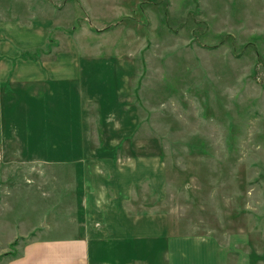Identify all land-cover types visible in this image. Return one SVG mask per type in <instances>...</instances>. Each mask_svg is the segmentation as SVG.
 I'll list each match as a JSON object with an SVG mask.
<instances>
[{
  "label": "rangeland",
  "instance_id": "rangeland-1",
  "mask_svg": "<svg viewBox=\"0 0 264 264\" xmlns=\"http://www.w3.org/2000/svg\"><path fill=\"white\" fill-rule=\"evenodd\" d=\"M0 34L6 55L78 73L60 117L27 87L4 105L20 139L0 143V264L84 229L86 169L130 161L155 167L134 207L213 235L227 264H264V0H0ZM118 96L127 117L109 124Z\"/></svg>",
  "mask_w": 264,
  "mask_h": 264
},
{
  "label": "crops",
  "instance_id": "crops-1",
  "mask_svg": "<svg viewBox=\"0 0 264 264\" xmlns=\"http://www.w3.org/2000/svg\"><path fill=\"white\" fill-rule=\"evenodd\" d=\"M4 39L5 35L0 34V43L7 44ZM6 53V49L0 51V143L7 138L20 139L18 130L4 127L6 110L4 105L18 97L14 103L17 106L20 94L26 92L24 87L29 89L27 93L30 96L38 91L46 93L48 102L46 106L51 111V116L57 118L66 107L63 104L64 109L58 111L61 96L62 102L65 103L64 97L69 91L68 81H74L78 77L76 71L70 75H62V71L55 70L57 66L53 65L41 68L46 61L19 59L17 50L10 55ZM15 57H18V67L11 60ZM67 76H71V79L66 78ZM6 82L8 86L3 87L2 84ZM126 97L118 96L116 106L111 112L104 114L107 123L113 124L127 117L120 113L122 104L127 103ZM12 106L13 104L9 108H13ZM81 116L80 107L77 111L79 121ZM119 126L121 128V125ZM77 131L79 135L76 142H84L85 133L81 124ZM73 138L72 134H67V141L63 144L74 142ZM94 154L82 149L80 152L77 151L74 159H90ZM86 170L82 183L83 191H86L84 196H88L84 197L83 203L86 213L88 212L87 226L66 237H34L36 240L26 245L23 253L7 264L228 263L224 243H220L213 235L176 233L168 221L159 219L158 213L146 210L144 214L141 207H134L133 184L143 177L153 178L155 174L153 164L146 165V175L140 172L136 162L131 161L109 166L102 172H93L90 167ZM93 220L101 223V226H92L90 221Z\"/></svg>",
  "mask_w": 264,
  "mask_h": 264
}]
</instances>
